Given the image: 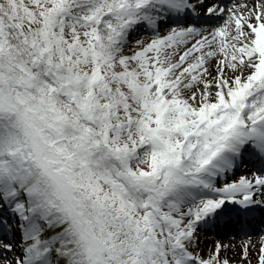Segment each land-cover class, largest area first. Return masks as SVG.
<instances>
[{
    "label": "snow or ice",
    "instance_id": "snow-or-ice-1",
    "mask_svg": "<svg viewBox=\"0 0 264 264\" xmlns=\"http://www.w3.org/2000/svg\"><path fill=\"white\" fill-rule=\"evenodd\" d=\"M0 264H264V0H0Z\"/></svg>",
    "mask_w": 264,
    "mask_h": 264
},
{
    "label": "bare ground",
    "instance_id": "bare-ground-1",
    "mask_svg": "<svg viewBox=\"0 0 264 264\" xmlns=\"http://www.w3.org/2000/svg\"><path fill=\"white\" fill-rule=\"evenodd\" d=\"M228 243H231V242H228ZM233 243H235V242H233ZM230 255H232V254H230Z\"/></svg>",
    "mask_w": 264,
    "mask_h": 264
}]
</instances>
